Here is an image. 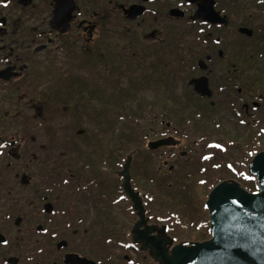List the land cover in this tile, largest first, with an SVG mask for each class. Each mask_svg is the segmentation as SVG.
<instances>
[{
    "label": "flooded vegetation",
    "instance_id": "flooded-vegetation-1",
    "mask_svg": "<svg viewBox=\"0 0 264 264\" xmlns=\"http://www.w3.org/2000/svg\"><path fill=\"white\" fill-rule=\"evenodd\" d=\"M201 1L193 4L191 0H0V145H5L0 147L3 153L0 155V264H147L149 252L145 243L149 228L155 230L151 236L162 239L160 231L165 232V227L167 235L171 232L168 224L171 217L155 219L148 210L149 202L155 199L170 205L168 201H183L179 192H172V187L184 191L189 179L191 195L194 193L196 179L200 181L201 175L211 174L214 158L204 159L209 154L203 153L205 147L210 150L208 145H216L219 132L222 138L223 134L229 135L223 130V121L243 130L245 136L237 146L248 167L255 156L264 152L261 144L264 141V3L253 0L250 16L253 21L238 28L240 39L228 50L229 54L218 48L223 40L217 37L216 58L208 54L196 59L191 24L209 29L205 35L197 36L207 44L214 38L212 30L227 29L236 15L216 7L222 17H227V25L192 21ZM164 5L169 6L167 13L162 12ZM173 10L183 12L185 17H172ZM166 20L187 21L189 43L162 44ZM242 28L249 29L252 35L242 34ZM175 32L170 35L172 40H182L184 34ZM197 37H193L194 41ZM102 44H109L115 50L122 47L130 55L135 46L146 51V45L152 44L147 54L140 53L144 58L158 61L159 67L166 54L172 59L170 66H176L175 73L197 60L196 67L202 73L209 72V65L219 64V75L217 79L208 74L192 76L187 83L183 82V87L184 79H168L174 83L175 90L180 87L182 90L164 98L167 85L161 86L154 122L134 125L140 128L138 132L130 125L123 132L124 140L111 134L112 123L99 117L90 119L88 115L84 117L88 122L98 121L95 124L101 128L103 139L85 138L86 133L80 130L76 140L69 141L62 133L64 129H58L56 123L38 130L41 139L33 135L26 138L11 127L9 100L20 86H33L30 82L39 79L42 67L49 80H52L49 71L53 69L67 72V68L60 66L67 65L73 52H87L86 59L90 53L99 56ZM200 61L207 63L206 69L200 67ZM203 76L209 80L211 98L197 94L190 84ZM53 80L55 88L50 86L46 91L61 100L59 107L54 104L50 108V112L59 111V117L51 119L56 122V117L65 118L73 110L63 102L67 97V79ZM185 85L189 93L183 92ZM100 90L98 85L92 89L98 105ZM167 105L172 111L167 112L168 107H164ZM216 107L222 120L220 125L212 120V126L210 119ZM81 113L84 115L85 111ZM186 115L188 128L184 125L186 119H182ZM196 121L199 125H195ZM207 138L212 141L202 144ZM162 141L169 144L155 150L150 148V144ZM212 167L217 171L222 168L215 163ZM123 173L129 178V193ZM243 173L250 176L247 171ZM167 182V195L162 197L159 187L164 189ZM149 183L156 188L149 191ZM122 196L125 199L121 200ZM133 244L135 248L131 247Z\"/></svg>",
    "mask_w": 264,
    "mask_h": 264
},
{
    "label": "rangeland",
    "instance_id": "rangeland-1",
    "mask_svg": "<svg viewBox=\"0 0 264 264\" xmlns=\"http://www.w3.org/2000/svg\"><path fill=\"white\" fill-rule=\"evenodd\" d=\"M244 2V0H241L242 4L235 6V9L233 8L232 10H223L224 6H221L222 2L220 3V6H217L219 11H227L228 13L234 12L236 15L231 18V24L227 29H213L212 32L214 38L208 41L207 44L203 40H199L197 36L198 34L205 35V33L210 32L209 29L205 26H201L200 24H191V44L194 43L195 45L194 54L196 59L202 55L205 57L208 54H212L216 58L218 49H215L217 46H215L214 40L217 37H220L223 40V44L218 46V48L227 50V52L228 50H232L233 44L240 39L238 28L245 26L247 21H253V18L250 17L252 14V5ZM164 6L165 8L162 9V12L167 13L169 6ZM147 28L149 31L151 30L148 22ZM163 28L165 35L163 37L164 41L162 44L169 45L176 42L181 45L182 43H189L187 39L189 30L187 21L184 20L180 22H174L172 20H166L165 23H163ZM175 31L180 33L182 32L184 34L182 40H178V38L176 39L177 41L175 39L172 40L173 38L170 35L175 34ZM195 35L197 39L194 41L193 37H195ZM150 45H146V49H144L146 51H142L135 46V48H132L131 50V55L127 49L123 50L122 47L120 48L121 50H116V55L120 59V65L114 72V75L103 80L101 77H99L96 70L89 69V64L86 59L87 52L83 50L78 51V54H75V52L70 54L72 56L68 57V60L66 61L67 65L60 66L62 69L67 68L68 73H73L76 76L82 77L83 79L81 80L85 82L86 87L89 86L87 87L88 90L92 91L95 85L101 87L100 91L102 94L99 98V102L103 103V106L100 107L96 113L98 114L99 118H101V120L110 122L114 125V130L111 131V134H114L116 139L123 135V132L128 131L130 125L133 127L134 125H138L143 121L146 122L147 118L152 119L151 123L154 122L160 103V99L157 97V92L161 86L167 85V91L164 93V98H167L171 96V92L179 93L178 91L182 90L181 87H183V82L186 80L185 83H187V81L191 79L192 76L208 74V76L212 77V79L218 78L219 64L216 63L209 65V72L202 73L197 69V60H195L194 64L191 66H187L183 68V70L180 69L179 73H175L174 69L176 66H170L169 62L172 61V59L168 57V55L164 54V63L159 67L157 65L158 61L155 62V59L153 58H144L140 53L143 52L147 54L149 50H152L149 48ZM153 49L156 48L153 47ZM211 51L216 53H211ZM44 73V67L40 68L39 79H32L30 82V84L33 83L34 85L31 87H29L28 84L25 87L20 86L19 91L16 92L13 99L9 100L12 102L10 105H8V108L11 109V127L16 128L21 133V135H25L26 138H28V135H33L37 139H41L39 137V131H42L40 128L51 124L55 126L56 123L60 126L58 129H64L62 133L66 134L65 136L69 141L76 140V136L80 130H84V134L86 133L85 138L97 136L99 139H103L101 128L96 127V121L94 122L90 120V122H88L84 118L86 117L85 114L83 115L82 113H78L76 115L75 113L69 111L70 113L67 114L65 118L60 119L58 118L59 111L53 110L50 112V107H52L50 102H55L54 104H56V107H59L58 103L61 100L58 98L56 100V96L51 100L48 99L49 97L47 98L49 95V90L46 91V89L50 86L55 88V85L52 83L54 80H49L50 78L47 73ZM168 79L184 80L181 82V87L175 90V88H173L174 83ZM58 86L60 87V84ZM134 87L136 88L135 91ZM189 91L190 90L187 89V86L185 85L183 92L189 93ZM176 97L178 98L179 96ZM131 98L134 101H131ZM68 99L69 96L65 97L64 101L62 100L64 104L69 101ZM124 101H126L125 105H123ZM164 107H168L166 108L167 112L172 111V108H170L168 105ZM216 108L217 111L212 114L213 116L211 115L210 119V125L212 126V120H215L216 124L219 125L221 124L222 120L220 109L219 107ZM55 116H58L56 117V122H52L51 119H53ZM119 116H122L123 119ZM134 117L139 119H135ZM88 118L92 119L90 116H88ZM183 118L186 119L184 125L186 128H188L189 117L186 115L185 117H182V119ZM177 120L180 121L181 119ZM223 122L225 123L223 130L227 131L229 135L226 136L223 134L222 138L219 132V139H215L216 143H214L219 145V147L216 145L210 147L208 145L210 150L205 147L206 151H203L204 154L209 153L206 155L211 157L209 160L214 158L211 163V174L206 176L201 175L200 178V180H206L207 183L200 184L199 180L196 179V188H194L195 194L193 193L192 195L191 179L186 181L188 183V186H186V189L184 190L186 192L179 190L178 187L174 185L172 187V192H179L181 194L180 199L183 200L181 202L172 203L173 201H168L170 205H164L163 203H160L159 200L155 199L153 202H149L148 210L149 212H153L155 219H157L158 216H163L164 218L171 217L170 222H167L170 224L169 227L171 230L170 234L167 235V238L171 239L172 247L182 243H192L194 241L204 240L206 241L208 238H210L207 233L209 228V214L204 207L211 189L216 186L218 182L236 181L237 183L240 182L242 185L254 188L256 182L255 178L251 176L253 179H244V177L240 174L245 171L249 173V170H247L248 162H246V157L244 158L243 156V159L241 158L240 150L237 146L239 143H241L240 141L245 136L242 132L243 130H239L236 127L227 125L225 121ZM232 122L235 123L234 121ZM195 123V125H199L198 121ZM23 125L24 127H22ZM54 126L53 129H55ZM132 129H135L138 132L140 128L137 126V128L133 127ZM197 130L198 128L196 129V132H198ZM105 134L107 136V130L105 131ZM106 139L107 137L105 140ZM210 141H212V139L209 138L208 140L207 138L206 141L202 142V144H208ZM261 144L264 146V141L261 140ZM260 148H262V146ZM213 163L220 164L222 168L218 171L215 170L214 167H212ZM228 165H232V169H235V171L230 169ZM168 185L169 183L167 182L164 186V189L160 188L158 185L159 190L163 191L162 197L167 195ZM152 188H156V185L149 183V191H151ZM150 193L151 192H149V194ZM158 194L159 192L156 193V196H159ZM173 240H177L175 241L176 243L173 242ZM147 264L158 263H156L149 255Z\"/></svg>",
    "mask_w": 264,
    "mask_h": 264
},
{
    "label": "water",
    "instance_id": "water-1",
    "mask_svg": "<svg viewBox=\"0 0 264 264\" xmlns=\"http://www.w3.org/2000/svg\"><path fill=\"white\" fill-rule=\"evenodd\" d=\"M197 1L191 0V3ZM171 16L182 18L185 14L173 10ZM56 18L59 19L58 12ZM191 20H202L211 25L228 24L227 17H222L215 10V0H202ZM240 32L252 35L249 29L242 28ZM207 60L211 61V58ZM199 65L203 69L207 67L205 61H200ZM190 84L202 97H212L206 76L192 80ZM168 144L166 141L152 143L150 148L155 150ZM249 173L258 182V193H250L236 181H225L209 194L206 205L212 236L208 241L182 243L172 247V241L167 237L162 239L151 236L155 230L149 228L145 246L152 259L158 264H264V152L251 161ZM123 176L126 177L129 193V178L124 173ZM232 200H239L244 208L233 205ZM133 201L137 205L135 197ZM160 233L164 235L165 232Z\"/></svg>",
    "mask_w": 264,
    "mask_h": 264
},
{
    "label": "trees",
    "instance_id": "trees-1",
    "mask_svg": "<svg viewBox=\"0 0 264 264\" xmlns=\"http://www.w3.org/2000/svg\"><path fill=\"white\" fill-rule=\"evenodd\" d=\"M244 3L253 4V0H244ZM222 2V3H221ZM224 6L223 10H232L235 9V6L242 4L241 0H217V6ZM222 10V9H221ZM253 11V8L251 12ZM116 50L111 49L109 44H102L99 56H95V54L90 53L88 57V64L89 69L96 70L99 77L102 79L109 78L110 76L114 75V72L119 67V57L116 55ZM123 66V65H122ZM49 75L51 76V79H67V96H69L68 107L73 110L72 113H75L76 115L78 113H81L82 111H85V115H88L92 118L99 117L96 113V109H99L101 107V103L99 105L97 104L98 100H96L94 97H92V91L88 90L85 82L80 78V76H76L73 73L70 74L68 72H64L62 70L53 69L49 71ZM164 86V85H163ZM135 88V87H134ZM136 88L134 89V91ZM58 92L61 94V89L58 90ZM49 97V98H48ZM58 97V96H56ZM47 98L49 100L54 99V95H48ZM57 100V99H56ZM131 101H134L131 98ZM55 103V102H54ZM54 103L50 102V105L53 106ZM126 104V101L123 102V105ZM80 106L79 110L77 111V108ZM100 106V107H99ZM52 108V107H50ZM88 113V114H87ZM73 115V114H72ZM101 116V114H100ZM122 118V116H119ZM135 118V117H134ZM123 119V118H122ZM139 119V118H135ZM152 119H148L147 121H143V124H150ZM119 140H124L126 137L124 135H121ZM257 186L255 185L254 188L249 187V190L253 191L256 190Z\"/></svg>",
    "mask_w": 264,
    "mask_h": 264
},
{
    "label": "snow or ice",
    "instance_id": "snow-or-ice-1",
    "mask_svg": "<svg viewBox=\"0 0 264 264\" xmlns=\"http://www.w3.org/2000/svg\"><path fill=\"white\" fill-rule=\"evenodd\" d=\"M260 2H261V3H264V0H260ZM201 30H202V29H201ZM240 122L243 123L244 121L241 120ZM4 146H5V145H0V147H4ZM217 147H219V145H217ZM0 155H3V153L0 152ZM210 158H211V157H209V156H205V157H204L205 160H209ZM228 167H229L230 169H232V165H228ZM232 170L235 171V169H232ZM240 174H241L242 176H244L246 179H253V177L248 176L246 173H240ZM64 183L67 184L68 181H67V180H64ZM199 183H200V184H206L207 181H206V180H200ZM123 199H125V197L122 196V197H121V200H123ZM149 199H151V197H149ZM116 203H119V201H116ZM231 203H232L233 205H236V206L239 207V208H244V205H243L239 200H232ZM205 207H207V205H206ZM236 219H239V217H236ZM108 243H111V241L109 240ZM128 246H129V245H125V247H128ZM131 247L135 248V244L131 245Z\"/></svg>",
    "mask_w": 264,
    "mask_h": 264
}]
</instances>
